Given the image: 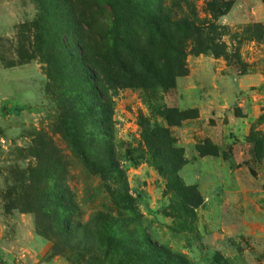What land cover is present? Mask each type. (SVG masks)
<instances>
[{
	"label": "rangeland",
	"instance_id": "374dc122",
	"mask_svg": "<svg viewBox=\"0 0 264 264\" xmlns=\"http://www.w3.org/2000/svg\"><path fill=\"white\" fill-rule=\"evenodd\" d=\"M184 1L195 7L200 18L211 20L204 13L210 0H153L146 7L162 4L174 16L173 6ZM226 1L231 3L229 11L211 20L208 29L209 36L222 44L226 59L209 52L186 55L187 73L176 77L172 87L109 90L114 103L111 145L135 198V214L121 212L116 205L120 180L103 181L71 150L81 148L73 128L77 122L60 97L61 90L49 82L47 66L38 57L17 64L18 53L34 52L28 24L38 15L35 0L22 1L27 3L26 17L9 31L0 9V234L8 231L15 214H31L35 231L49 245L45 258L53 253L51 243H58L84 247L87 258L81 264H118L117 259L101 260L96 234L101 216L111 213L132 219L121 220L117 231L134 237L148 234L190 264H264V82L252 80L253 85L238 91L233 102L223 101L228 98L225 89L214 88L223 79L264 77V0ZM129 2L139 10L145 8L143 0H82L94 54L102 47L111 50L116 21L127 27L129 37L142 33L144 19L128 14ZM109 4L116 9L114 17ZM200 56L213 59L212 71L202 76L208 86L205 92L218 93L220 101L213 105L228 106L211 111L199 124L200 132L187 135L191 128L187 122L199 118L198 109L186 103V91L192 84L188 76L193 60ZM11 63L14 66L9 67ZM33 63L38 69L21 70ZM246 97L254 105L244 101ZM178 112L192 118L169 125L167 120H176ZM229 113L236 118L256 114L241 140L234 135L223 138L224 133L213 130L228 122ZM143 121L167 128L173 147L182 150L186 163L177 176L186 199L171 189L176 183L170 186L150 161ZM203 126L215 131L212 138L202 134ZM237 142L242 149H234ZM63 195L67 208L59 206Z\"/></svg>",
	"mask_w": 264,
	"mask_h": 264
},
{
	"label": "trees",
	"instance_id": "16d2710c",
	"mask_svg": "<svg viewBox=\"0 0 264 264\" xmlns=\"http://www.w3.org/2000/svg\"><path fill=\"white\" fill-rule=\"evenodd\" d=\"M143 1L144 10L137 9L130 2L127 4L129 8L125 9L131 17L141 16L144 19L142 33L129 37L127 27L116 21L111 33V50L102 47L94 54L82 0H35L38 15L28 24L33 31L34 52L25 56L18 53L20 62L17 63L20 65L38 57L47 66L49 82L61 90L60 97L77 122L73 128L81 138V148L71 150L92 174L99 175L103 181L112 177L120 180L122 189H118L119 203L116 205L121 212L133 214L136 212L135 198L129 194L125 172L119 166L111 145L114 103L109 90L127 86L172 87L176 77L187 73L184 64L186 55L209 52L215 58L223 56L226 59L222 44L209 36L208 29L213 26L211 20L226 14L231 7L226 0L208 1L204 13L211 20H207L200 18L188 1L173 6L174 16L162 4L148 9L146 6L153 5V0ZM109 5L111 15L116 16V9ZM8 66H14V63ZM62 109L64 111L65 106ZM189 118L192 117L187 116V112H178L176 120L167 121L169 125H175ZM146 123H141L142 136L150 161L160 174L167 177L170 186L176 183L171 189L183 194V199H186V189L181 187L177 176L186 163L182 150L173 147L167 128L150 127ZM95 144L96 149H93ZM199 151L204 154L201 149ZM64 196L58 198L59 206L67 208ZM121 220L132 219L123 216L115 218L111 213L101 216L99 233H96L101 260L112 262L117 259L118 264H190L184 255L153 241L148 234L134 237L128 231H117ZM39 235L42 236L41 233ZM51 249L53 253L49 258L60 255L67 258L70 264H81L87 258L85 248L79 245L61 247L58 243H51Z\"/></svg>",
	"mask_w": 264,
	"mask_h": 264
},
{
	"label": "crops",
	"instance_id": "0c3cea01",
	"mask_svg": "<svg viewBox=\"0 0 264 264\" xmlns=\"http://www.w3.org/2000/svg\"><path fill=\"white\" fill-rule=\"evenodd\" d=\"M23 0H0V9L3 10L1 16L4 19V25L6 26L7 31L12 29L14 25L23 21L26 17L27 3H22ZM30 1V0H24ZM30 8V6H29ZM213 59L206 56L196 57L193 60V65L191 67L190 75L188 80H191V85L188 86L186 91L187 105L189 107H196L199 111V118L195 120L188 121L187 124L191 125V128L187 129V135H192L196 131L198 134L199 124L202 123L203 119L211 113V111L216 110L221 112L225 110L228 105H213L214 101H220L218 98V93L214 95L206 93L207 84L202 79L203 74L209 73L212 71ZM36 63L28 64L24 69L27 70L30 68L38 69ZM29 69V70H30ZM255 80L258 83L264 82V77L260 76L259 78L252 75H245L243 78L234 79H223L220 83L216 84L214 87L216 91L218 89H225L227 91V97H223V101L228 100L233 102L236 100V95L238 91L242 89L249 88L253 85ZM257 83V84H258ZM222 101V100H221ZM244 101H249L252 105L254 103L248 97ZM256 118V114H246L242 117H234L231 113L228 115V122L221 123L217 127H214L213 130L216 132L224 133L223 138L234 135L239 140L246 135L249 131L251 123ZM212 128L203 126L202 134L212 138L213 131ZM240 143H235L234 149H242ZM249 147H246L248 149ZM49 252L48 242L40 236L35 231L34 219L31 214H15L10 219V227L8 231H4L0 234V264H69L63 257L54 256L51 258H45L46 254Z\"/></svg>",
	"mask_w": 264,
	"mask_h": 264
}]
</instances>
